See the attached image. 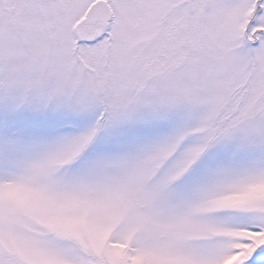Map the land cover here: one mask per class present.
Listing matches in <instances>:
<instances>
[{"label": "snow or ice", "instance_id": "1", "mask_svg": "<svg viewBox=\"0 0 264 264\" xmlns=\"http://www.w3.org/2000/svg\"><path fill=\"white\" fill-rule=\"evenodd\" d=\"M0 264H264V0H0Z\"/></svg>", "mask_w": 264, "mask_h": 264}]
</instances>
